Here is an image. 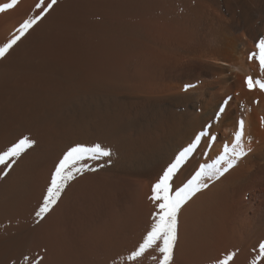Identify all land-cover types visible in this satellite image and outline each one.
<instances>
[{
	"label": "bare ground",
	"instance_id": "bare-ground-1",
	"mask_svg": "<svg viewBox=\"0 0 264 264\" xmlns=\"http://www.w3.org/2000/svg\"><path fill=\"white\" fill-rule=\"evenodd\" d=\"M37 2L0 13V46ZM261 36L264 0H58L0 59V151L34 141L0 165V264H157L155 249L127 259L153 222L152 185L190 144L175 185L214 171L239 150L240 120L247 154L182 206L173 264H264V92L245 82L264 79L248 59ZM77 144L110 156L81 162L41 220L54 165Z\"/></svg>",
	"mask_w": 264,
	"mask_h": 264
},
{
	"label": "snow or ice",
	"instance_id": "snow-or-ice-1",
	"mask_svg": "<svg viewBox=\"0 0 264 264\" xmlns=\"http://www.w3.org/2000/svg\"><path fill=\"white\" fill-rule=\"evenodd\" d=\"M19 2L20 0H10V2L0 4V13L14 10ZM57 3L58 0H51V2L45 6V0H38L35 4V9L39 10V14L30 15L19 24V27L16 28V33L0 46V59L5 58L21 38L25 37ZM255 49V51L249 53L248 59L258 62L260 74L264 76V36H261L258 41L255 42ZM245 82L249 90L259 88L260 91L264 92V79L257 78L254 80L249 76ZM243 137L244 121L240 120L238 130L235 132V144L238 146L239 150L237 147L232 148L231 152L234 155L229 158V149L225 147L224 153L219 156L216 164L208 166L214 169V171H206L205 167L201 166L200 170L197 171L191 179L180 186L175 185V178L182 166L186 163L190 154L195 150L196 144H190L182 151H179V153L162 168L161 173L151 187L152 195L150 199L155 205L153 222L150 230H148L143 237L142 242H140L138 247L128 255V261H136L143 257L149 250L155 249L159 254L157 264H173L177 243L178 214L182 206L199 192L201 188H206L208 186L205 182V178L211 180L215 176L223 175L224 172H227L228 169L233 167L237 159L247 154L242 146ZM198 142L199 138H197V143ZM33 143V140L24 136L6 147V149L0 151V165L4 166L5 169H11L21 155L33 146ZM106 156H110V152L99 144L93 146L77 144L69 147L54 165L46 187V192L42 197V202L38 205V209L35 211V215L42 220L45 215L51 211L52 207L60 199L68 182L74 179V174L83 170L84 165H82L81 162L86 159H96ZM221 162H225L227 165L223 169L216 166L220 165ZM7 174V171L0 170V178H3ZM259 254L261 257H264V242L259 244ZM234 256L235 253H229L223 258L218 259L216 264H230ZM24 259L28 261L30 258L25 256ZM153 259H156V257H153ZM258 259L259 257L253 259L252 264H257ZM42 260V256H37L32 260V264H41ZM12 264H15V261H13Z\"/></svg>",
	"mask_w": 264,
	"mask_h": 264
}]
</instances>
